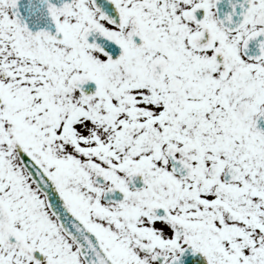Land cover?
<instances>
[{"label":"snow or ice","instance_id":"6c2138e0","mask_svg":"<svg viewBox=\"0 0 264 264\" xmlns=\"http://www.w3.org/2000/svg\"><path fill=\"white\" fill-rule=\"evenodd\" d=\"M0 264H264V0H0Z\"/></svg>","mask_w":264,"mask_h":264}]
</instances>
